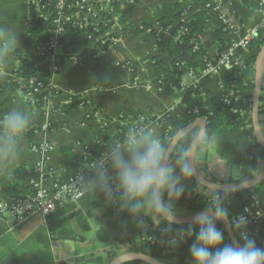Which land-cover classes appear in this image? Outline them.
Returning <instances> with one entry per match:
<instances>
[{"label":"crops","instance_id":"0c3cea01","mask_svg":"<svg viewBox=\"0 0 264 264\" xmlns=\"http://www.w3.org/2000/svg\"><path fill=\"white\" fill-rule=\"evenodd\" d=\"M132 1L133 7L124 18L122 13L126 7L119 11V25L114 28L118 40L107 46L99 58L89 52L88 45L80 49L73 46L70 53L81 52L77 58L79 61L73 63L66 58L69 52L58 48L57 58L63 63V68L52 78L56 94L52 108L46 112L31 107L22 88L25 81H21V86L14 85V70L18 64L16 56L12 55L6 72H0V88L4 89L0 94V119L14 107L22 106L33 115L30 126L48 122L51 127L31 139L23 134L20 157L7 167H0V200L12 199L9 188L14 183L20 184L22 195L26 196L33 192L34 179H41L49 185L72 175L90 174L83 159L85 147L95 140L102 143H110L112 139L118 141L128 127L137 123L138 118L144 121L143 125L155 128L161 136L175 121L186 118L190 113V107L183 102L187 88L194 87L200 91L201 95L195 100L200 111H204L207 93L217 100H230L232 93L225 87L224 79L232 73L231 65L221 66L218 74L202 75L199 81L186 74L179 80L180 85H175L172 90L160 84L159 74L153 67L156 56L163 57L169 66L172 64L169 41L180 22L204 10L202 2L194 0L185 15L160 38L152 29L142 30V25L160 14L166 15L179 0ZM210 1L214 8L209 12L207 29L194 40V45L204 46L209 60L217 63L218 41L240 42L264 22V4L261 0H248V3L244 0ZM221 17L230 26L228 32H219L215 28L216 20ZM0 24L11 26L19 33L20 44L15 50L24 52L29 28L24 0H0ZM157 30L161 32L160 28ZM66 37L70 44L82 41L73 33ZM84 52L87 55L83 57ZM183 54L187 61L195 59L188 52ZM245 75L255 77V71L244 69L237 79L239 93L248 104L250 98ZM262 84L264 87V64ZM260 121L264 133V114ZM42 141L53 143L56 149L47 160L48 170L40 175L34 171L44 156L32 145ZM107 145L102 144L103 153ZM251 148L246 128L218 134L210 143L207 170L219 180L239 178L246 172L242 164ZM259 168L261 173L264 163ZM193 181L194 178L184 183ZM88 192L93 191H86V195ZM246 209L264 217V202L254 203L239 213ZM190 215L186 210L178 213L180 217ZM143 221L145 227L142 228L149 239L168 242L172 238L173 232L159 226L160 220L156 217L144 215ZM136 227L134 218L121 210L115 199L107 201L102 194L86 197L47 217L36 215L19 225L11 213L5 212L0 214V264H78V259H81V264H111L107 262V250L118 246L120 239L131 235ZM191 243L192 238L181 253L168 255L158 252L156 258L166 264H193L189 252ZM120 247L117 257L132 252L123 245Z\"/></svg>","mask_w":264,"mask_h":264},{"label":"trees","instance_id":"16d2710c","mask_svg":"<svg viewBox=\"0 0 264 264\" xmlns=\"http://www.w3.org/2000/svg\"><path fill=\"white\" fill-rule=\"evenodd\" d=\"M200 1L204 6V10L195 13L191 19L180 22L169 41L172 64L169 66L167 61L161 56L154 57L153 67L154 70L159 74V82L168 90H172L175 85L179 86V80L190 71H193V73L197 77H200L201 71L204 69L206 62L210 59L209 53L204 46L194 45V40L198 39L205 33L207 29V22L210 18L209 12L214 8V5L210 0ZM244 1L248 3V0ZM193 2L194 0L177 1L166 13V15L160 14L152 20L144 23L142 25V30L152 29L154 34H157L158 36H160V38H162L165 32L170 28V26H172L177 19L185 15V13L192 6ZM132 7L133 4H130L125 8L124 12L122 13V18H124L128 14ZM33 14L36 15V12H33ZM52 23L53 19L46 24L43 23L42 19H33L29 24L25 51L22 52L20 50H15L13 53V55L18 59V64L14 70V75L16 77L14 85L21 86V81H25V83L22 85V88L25 92L32 91L33 85L30 83L31 80H33L35 83H38L39 80L42 79L46 81V83H48L51 79L50 61L47 59V55H45L44 53L45 50L43 49V51L40 52L38 48L49 40L48 27L51 28L53 26ZM95 27L104 30L106 28V23H104V21H101V23L97 25L90 24L83 28L74 27L72 23L67 24V31H73L75 35L82 38V41L70 44L66 35L60 39L59 47H62L63 51L69 52L71 51L73 46H77V48L80 49L84 45H88L90 46L89 52L99 58L102 54L101 52H103L107 48V46L103 47L102 50L98 49L97 46H94V44H92L88 39L89 32L93 31ZM156 27L160 28L161 32L158 31V28ZM228 27L229 24L224 21L223 18H220L215 22V28L219 32H228ZM183 28H186V31H183ZM226 28L228 29L227 31H225ZM263 44L264 22L259 25V34L251 39L248 47L240 48L237 53L238 64L233 66L232 73L224 79L225 87L232 93L230 100H217L212 94L207 93L204 99V111H200V114H198L195 113V109L197 108L195 105V100L201 95V93L197 88H187L183 95V102L188 107H190V113L186 118L175 121L174 124L161 135L162 139L167 140L170 133L174 130L184 129L200 117L204 118L207 123V135L204 136L203 140L197 147L195 158L199 171L212 183L222 185H237L246 183L249 179L253 180L259 175V167L264 163V149L261 147L255 136L252 119V99L255 88V77L248 75L244 76L246 83L245 86L248 90L250 98V102L248 104L244 102L239 93V86L237 81L238 75L244 69L250 70L252 72L255 71L257 55L259 52H256L255 50L256 48H261ZM231 45H233V43L229 40L218 41V57L222 53H224ZM184 52L190 53L191 56L195 59L192 61H187L184 57ZM86 55L87 53L84 52L82 56L84 57ZM3 91L4 89L0 88V94H2ZM47 93L48 92L44 91L42 93H39L37 97L41 100ZM29 103L31 107L36 110H41L42 112L46 111L44 108V102L37 101V103ZM234 107L238 108V111L236 113L232 112V109ZM262 114H264V87L262 90L259 107L260 120ZM42 124L29 126V128L25 132L26 136L30 139L33 138L37 134L35 131L37 129H40L42 127ZM143 124L144 121H142L141 118H138L137 123L134 125ZM129 128L130 127L125 130V132L122 134V137L119 138L118 141L124 139ZM199 128L200 127L197 126L193 130H191L187 139L193 141L198 134L197 132ZM237 128L248 129L249 138L252 143V148L248 153H246L245 160L242 164V167L246 172L239 178L219 180L213 177L207 170L210 143L213 137H215L216 135L230 132ZM95 141L90 146H88L87 153L83 155V159L87 165L94 162L95 158H99L103 154V151H101L102 144H108L107 146L116 144L115 139H112L110 143H97V141ZM195 189L196 181H193V183L190 184H186L185 194L181 197L180 200L175 202V207L177 208L178 213L182 210H186L188 214L192 215L199 213L202 209L205 208L207 204V198L202 193L197 192ZM98 194L95 192H88L87 195L85 194V196L81 200L85 199L86 197H96ZM9 195L12 199L24 197L22 195L21 186L19 183H14L9 188ZM259 202H264V181L257 184L251 189L233 191L230 195L229 200L226 202V207L229 209L230 217H236L235 214L239 213V211H241L243 208ZM68 205H72V203L61 206L60 208H58V210L63 209ZM189 225L190 224L179 226L173 224L169 228V226L163 223L161 220L159 222V226L169 229L175 236H179L180 231L182 229H186ZM262 225L263 228L261 229L260 233L258 235H254L252 238L255 239L258 247L264 248V219ZM217 226L224 232V242L231 243L225 230L224 224H218ZM252 228V226L247 227V229L249 230ZM234 233L236 234L240 242L243 243L239 232L234 231ZM190 241L191 239L180 242L175 246L171 245L169 242H153L151 239L146 237L144 229L137 226L133 229L131 235L126 238L120 239L119 243H117L118 246L110 247L107 250V262L111 263L118 256L119 251L121 250L120 245L125 246L128 251L143 253L148 256L156 257V254L158 252H164L168 255L181 253L188 247ZM80 260L81 259H78V264H81ZM124 264L144 263L141 261L133 260L128 261Z\"/></svg>","mask_w":264,"mask_h":264},{"label":"clouds","instance_id":"9594fccd","mask_svg":"<svg viewBox=\"0 0 264 264\" xmlns=\"http://www.w3.org/2000/svg\"><path fill=\"white\" fill-rule=\"evenodd\" d=\"M19 44V33L0 24V72L9 68ZM32 120V113L22 106L14 107L0 119V167L20 157L21 139ZM190 131L176 129L165 140L151 126L130 127L123 142L108 146L95 158L87 168L90 174L81 173L79 183L85 191L102 194L107 201H113L115 196L121 210L133 217L138 227H145L143 216L151 215L170 228L178 215L175 202L185 194L184 182L195 177V190L207 198V204L194 216L192 224L169 243L175 246L192 238L189 252L193 264H264V248L247 234L248 217H230L226 207L234 186L227 184L221 189L202 175L194 155L198 145L187 139ZM202 132L207 135L206 129ZM252 183L249 179L238 185L250 187ZM218 224L231 225L243 243H225Z\"/></svg>","mask_w":264,"mask_h":264},{"label":"built area","instance_id":"2783aa9c","mask_svg":"<svg viewBox=\"0 0 264 264\" xmlns=\"http://www.w3.org/2000/svg\"><path fill=\"white\" fill-rule=\"evenodd\" d=\"M28 24L31 23L33 19H42L43 23L46 24L53 19V26L48 27L49 40L42 44L38 50L41 52L45 50V55L50 61L51 79L48 83L44 80H39L35 83L31 80L33 85L32 91L25 92L28 102L37 103V101L44 102V108L47 111L53 106V97L56 94V87L52 83V78L54 75L59 73L63 68V63L58 60L57 50L59 48L60 39L70 33L67 31L66 26L72 23L74 27H86L88 25H97L104 21L106 23V28L104 30L95 27L93 31L89 32L88 39L94 46L98 49H103V47L109 46L118 40L114 32V28L119 25V11L122 7H127L133 4L132 0H24ZM117 4V5H116ZM261 4H264V0H261ZM209 6V5H207ZM36 12V15L33 14ZM111 15V17H110ZM223 18L224 21L225 18ZM108 25V26H107ZM230 26L228 27V29ZM186 31V28H183ZM227 28L225 31L228 30ZM259 34V26L254 28L248 35H246L240 42L231 45L224 53H222L217 60V63H213L208 60L204 69L201 71L200 77H197L193 71L188 74L195 81H199L202 75L205 74H218L220 73L221 66L231 65L232 67L238 64L237 53L240 48L248 47L251 39ZM102 53V52H101ZM79 55V57H78ZM80 51H72L66 55L68 60H73V63L80 58ZM97 57V56H96ZM77 63V62H75ZM48 92L41 100L37 97L39 93ZM45 111V112H46ZM238 111L237 107L232 109L233 113ZM195 113L200 114V109L196 108ZM95 115V112H94ZM201 118V117H200ZM136 126V125H134ZM50 124L45 122L42 124L40 129L35 132L38 134L42 131L50 130ZM126 136V135H125ZM125 138V137H124ZM124 139L116 141V143L123 142ZM102 142L98 140L97 143ZM32 148L42 153L44 160L40 161L37 165L35 173L42 175L47 168V160L50 154L55 151L56 147L53 143L48 141H42L34 143ZM88 147H85L84 154L87 153ZM93 163V162H92ZM86 164L87 168L91 164ZM80 174L72 175L65 180L53 181V183L46 185L41 179H34L32 181L33 192L24 197L9 200H0V214L9 212L13 215L15 223L19 225L27 219L40 215L42 217H47L50 214L56 212L58 208L69 203H76L80 201L86 194L82 185L79 183ZM118 196V193L116 194ZM115 199V196H114ZM116 200V199H115ZM252 206V205H250ZM249 207V206H248ZM247 208V207H245ZM245 215L248 217L247 227L252 226V229H247L246 231L249 237L258 235L263 228L262 222L264 217L260 215H255L248 211H242L238 215ZM178 236L172 235L170 241ZM191 238H187V241ZM155 242V241H153ZM169 242V241H168Z\"/></svg>","mask_w":264,"mask_h":264},{"label":"water","instance_id":"95a60500","mask_svg":"<svg viewBox=\"0 0 264 264\" xmlns=\"http://www.w3.org/2000/svg\"><path fill=\"white\" fill-rule=\"evenodd\" d=\"M263 64H264V44L260 48L258 55H257V60H256V65H255V88H254V93H253V99H252V119H253V127H254V133L255 136L260 143L261 147L264 149V133L262 131L261 127V121H260V116H259V107H260V100H261V94L263 90V84H262V71H263ZM200 126V131L198 132L197 136L193 140L194 144H199L204 138V134L202 132V129H206L207 123L204 118H199L184 129H190L193 130L195 127ZM197 147L194 151V155L196 153ZM195 181L196 178L194 177ZM253 183L251 184L250 187H243L240 185H233L234 190L233 191H238V190H246V189H251L257 184L261 183L264 181V170L253 180ZM210 182V181H209ZM212 183V182H210ZM247 183V182H246ZM215 184V183H213ZM245 184V183H243ZM220 188L222 189L224 185L218 184ZM196 214H192L188 217H179L177 216V220L174 224L182 226V225H188L192 224L193 218ZM225 230L228 234V238L231 241L232 244H242L236 234L233 231V228L229 224H224ZM141 261L144 264H166L162 261H160L158 258L154 256H148L143 253H138V252H127L123 255H120L116 259H114L111 264H124L128 261Z\"/></svg>","mask_w":264,"mask_h":264},{"label":"rangeland","instance_id":"374dc122","mask_svg":"<svg viewBox=\"0 0 264 264\" xmlns=\"http://www.w3.org/2000/svg\"><path fill=\"white\" fill-rule=\"evenodd\" d=\"M152 241H155V242H162V241H157V240H153V239H151Z\"/></svg>","mask_w":264,"mask_h":264},{"label":"flooded vegetation","instance_id":"af4514ba","mask_svg":"<svg viewBox=\"0 0 264 264\" xmlns=\"http://www.w3.org/2000/svg\"><path fill=\"white\" fill-rule=\"evenodd\" d=\"M180 217V216H179Z\"/></svg>","mask_w":264,"mask_h":264}]
</instances>
